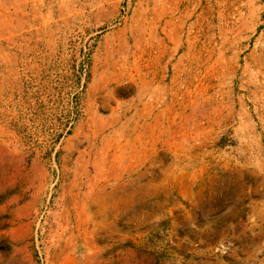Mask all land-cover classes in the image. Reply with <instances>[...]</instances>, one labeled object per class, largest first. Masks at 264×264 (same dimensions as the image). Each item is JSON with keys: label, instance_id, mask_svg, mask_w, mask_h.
Returning <instances> with one entry per match:
<instances>
[{"label": "rangeland", "instance_id": "rangeland-1", "mask_svg": "<svg viewBox=\"0 0 264 264\" xmlns=\"http://www.w3.org/2000/svg\"><path fill=\"white\" fill-rule=\"evenodd\" d=\"M183 1L0 0V264H264V0H195L194 108L146 115L134 30Z\"/></svg>", "mask_w": 264, "mask_h": 264}, {"label": "crops", "instance_id": "crops-1", "mask_svg": "<svg viewBox=\"0 0 264 264\" xmlns=\"http://www.w3.org/2000/svg\"><path fill=\"white\" fill-rule=\"evenodd\" d=\"M244 3L253 4L257 2L255 0H245ZM181 6L182 8H180V11L170 10L173 8L168 6L167 18L161 17L160 15L162 13H154L152 15V20H159V18H164L166 20V22L160 25L162 26L160 32L158 31V22H151L149 24L151 27L148 29L145 27L143 30H134L135 33L132 42L134 44L135 57L137 51L138 53L142 51L145 52V54L149 53V58H144L146 71L143 73L140 72L141 66L137 65L139 74H142L143 77L138 81L141 87L136 97L138 100H141V94L143 92L144 96L148 97V101L144 102L143 108H141L145 110V114L152 115V110L155 108L153 100H162L165 96L173 94L174 97H177L179 93L182 99H184L185 96L186 99H193L191 100V107L192 109L194 108L195 96L191 97L189 95H184L183 88L185 87L184 85H195V0H185L181 2ZM144 16L146 19V14H144ZM144 25L148 26L146 23ZM107 68L111 70L107 69L99 78L100 82L104 84L111 81H118L125 73L124 69L118 68L117 70L115 64L112 62ZM152 68L153 70L148 71V69ZM154 68H160L162 70L161 74L159 75L158 71H155ZM169 68L171 73L165 75L163 70H168ZM147 73H149V75ZM157 85L161 86H159L160 92L156 89ZM186 88L189 87L186 86ZM186 93L188 94L189 92ZM214 112H216V109ZM193 115L194 113H191L186 118L195 125V118ZM139 118L140 117H138V119ZM135 123H137V121ZM160 123L161 119L157 118L154 120L153 124H147L144 127L145 136L143 135V138L145 139L148 136V138L159 140L160 137H165V131L159 129V132H156ZM150 129L151 134H148ZM140 138L141 136L138 135L135 137V139ZM135 163L130 161L126 169L133 171L136 165L143 163V161L136 160Z\"/></svg>", "mask_w": 264, "mask_h": 264}, {"label": "bare ground", "instance_id": "bare-ground-1", "mask_svg": "<svg viewBox=\"0 0 264 264\" xmlns=\"http://www.w3.org/2000/svg\"><path fill=\"white\" fill-rule=\"evenodd\" d=\"M115 76V75H114ZM117 78V77H116ZM111 80V79H110Z\"/></svg>", "mask_w": 264, "mask_h": 264}]
</instances>
